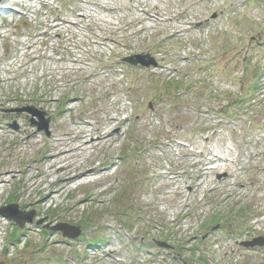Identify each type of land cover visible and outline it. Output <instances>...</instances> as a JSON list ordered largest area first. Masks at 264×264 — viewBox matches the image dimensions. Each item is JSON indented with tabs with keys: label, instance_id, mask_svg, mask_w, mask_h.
Wrapping results in <instances>:
<instances>
[{
	"label": "rangeland",
	"instance_id": "obj_1",
	"mask_svg": "<svg viewBox=\"0 0 264 264\" xmlns=\"http://www.w3.org/2000/svg\"><path fill=\"white\" fill-rule=\"evenodd\" d=\"M96 1L0 2V264H264V0Z\"/></svg>",
	"mask_w": 264,
	"mask_h": 264
},
{
	"label": "bare ground",
	"instance_id": "obj_2",
	"mask_svg": "<svg viewBox=\"0 0 264 264\" xmlns=\"http://www.w3.org/2000/svg\"><path fill=\"white\" fill-rule=\"evenodd\" d=\"M34 1H37V0H34ZM86 5H88V7H84L83 8V11H85L84 13H87V11L88 12H92V11H89V10L91 9V7L97 6L98 2L96 0H88V2H86ZM88 14H90V13H88ZM64 21L67 22V20H64ZM99 21L104 22V24H106V25H109V27L111 29H116L117 28L116 24H114V23H111V22L109 23V22L104 21L102 19L99 20ZM68 22H67V24H68ZM61 23H62V25L65 24L64 22H57V23L53 22L54 25L52 24V27L60 28ZM96 23H97V20H96ZM20 68H25V66H21ZM4 107L6 108L7 106H4ZM117 121H118L117 119L111 118V123L110 124L113 125ZM93 129H94L93 125L89 124L88 127H87V131L86 132H84V131L83 132H79L78 135L74 138V140H76V143H78V144L77 145L75 144L76 146L74 145V147H70V148L68 147L66 149L67 151H64L63 153H59V155H58V157L60 156L62 158L61 162L64 163V165H61V167H59L58 170L63 171V174H67V176L72 174V176L68 177L65 181H63V183L65 184V186H64L65 188L70 186V184H74V183H78L79 184V183H81V181H83V179L86 180V178L93 177L96 174H100L101 178L110 177V175L108 174V171L110 170L109 167H106V168L96 167L94 169L92 167V168H86V169H83V170L78 169V170L73 171L75 169V167H79L80 164L83 162V160L86 158V156L89 155V153H88L89 149L93 148L92 144H94V141L97 142L95 144H99L100 145V144H103L105 142V140L110 137V135H107V134H109L111 131L108 130V131H106L104 133V135H102L101 138H97L95 140H93V139L92 140H88V138H89V134L88 133L92 132ZM0 136H1V133H0ZM68 140L70 141L71 139H65V140L63 139L62 140V138L61 139L59 138V139L53 140L52 143L56 147L59 146V148H63L64 144ZM78 141H80V143ZM51 150H52V148H51ZM77 153H84V155H82L81 159L78 162L73 163L71 166L68 165L67 162L72 158V156H74ZM50 156H51L52 159L58 158L56 155H53V156L50 155ZM217 160H220V158H218ZM62 163H60V164H62ZM7 175H9V173H7V172L5 174L1 175L0 190H1V188H4L3 186L5 185V182H6V177L5 176H7ZM49 177H50V179H53L54 178V174L50 173ZM35 178H37V177H35ZM50 182H51V180H50ZM93 183H96V181H91L90 180L89 182H86L85 185H89V184H93ZM64 187H60L58 190L55 191V193L53 191V193H50L49 195H46L47 197L45 198V201L53 200L56 197V195H60V193H62V190L65 189ZM35 189H38L39 192H42L44 187L40 186L39 183L35 182L32 185L31 190H35ZM47 189H49V187H47Z\"/></svg>",
	"mask_w": 264,
	"mask_h": 264
},
{
	"label": "water",
	"instance_id": "obj_3",
	"mask_svg": "<svg viewBox=\"0 0 264 264\" xmlns=\"http://www.w3.org/2000/svg\"><path fill=\"white\" fill-rule=\"evenodd\" d=\"M1 1V0H0ZM148 57L146 56H135L132 57L128 60H126L127 62H130L134 65L136 64H142V65H146V66H150L151 64H154L153 60L147 61ZM156 65V64H155ZM42 114L38 113V116H41ZM45 130L47 131V126H45ZM15 208L17 206H14ZM12 206L9 208H4L2 210H0V214H2L3 216L7 217L8 219H11L13 222H15L16 224H18L21 228L23 227L24 223L26 222L24 219L20 218L16 215H10L7 212H10L12 210ZM31 217V216H30ZM29 217L30 222L32 221V218ZM59 230H62L63 236L64 237H69V238H74L75 236L78 237V234H80L78 228L76 229L75 234L71 235L70 231H72V228H70V226H66V225H59L56 227ZM245 246L248 247H252L254 248L255 246H264V239H257L254 242H250V243H246Z\"/></svg>",
	"mask_w": 264,
	"mask_h": 264
},
{
	"label": "trees",
	"instance_id": "obj_4",
	"mask_svg": "<svg viewBox=\"0 0 264 264\" xmlns=\"http://www.w3.org/2000/svg\"><path fill=\"white\" fill-rule=\"evenodd\" d=\"M15 229H16V231H19L20 235L17 237V239H12L11 243L12 242L15 243V241L18 240L21 237V235L23 234V232L20 229H18V228H15Z\"/></svg>",
	"mask_w": 264,
	"mask_h": 264
}]
</instances>
